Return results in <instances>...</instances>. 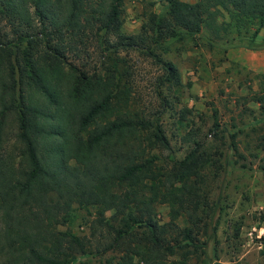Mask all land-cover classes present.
I'll use <instances>...</instances> for the list:
<instances>
[{"label":"trees","instance_id":"trees-1","mask_svg":"<svg viewBox=\"0 0 264 264\" xmlns=\"http://www.w3.org/2000/svg\"><path fill=\"white\" fill-rule=\"evenodd\" d=\"M160 1L127 33L125 0H0V264H75L107 251L116 264H221L223 206L212 194L237 162L210 143L211 132L222 138L219 121L203 132L184 105L177 120L187 147L174 154L159 86L171 84L178 103L182 79L159 49L204 25L217 32L223 10L237 26L257 20L246 46L262 48L252 39L264 26V0ZM124 49L164 68L160 108L137 104ZM252 99L263 116L264 90ZM79 209L93 215L89 234L73 228Z\"/></svg>","mask_w":264,"mask_h":264},{"label":"rangeland","instance_id":"rangeland-1","mask_svg":"<svg viewBox=\"0 0 264 264\" xmlns=\"http://www.w3.org/2000/svg\"><path fill=\"white\" fill-rule=\"evenodd\" d=\"M162 5L160 0H125L124 31L137 32L146 12L158 10ZM216 20L222 24L217 32L204 25L195 35H184L181 40L168 39L165 42L169 46L168 51L159 49L161 55L175 62L182 79L178 103L175 102L177 92L171 84L159 86L169 101L162 114V123L172 151L181 156L187 143L181 138L184 128L177 120L180 107L184 105L192 109L188 116L195 125L201 126L203 132L215 119L219 121L224 128L220 132L222 138H215L211 132L208 135L210 143L223 147L226 153L229 151L237 163L222 173L220 187L212 194H218L219 204L223 206L217 212L220 225L217 229L219 256L216 261L221 264H264V235L258 237L255 231L250 233L254 226L264 224V115L260 103L252 99L253 92L264 90V76L261 74L263 71L258 72L246 64L247 52L251 61V53L259 50L246 46L258 21H247L237 26L236 20L225 10L218 12ZM262 39L264 26L252 41L258 43ZM120 53L134 70L137 104L150 111L160 108L156 88L157 78L164 68L139 50L124 49ZM256 117L260 119L257 121ZM160 153L168 156V150ZM242 162H245V168L240 166ZM167 211V206H158L161 220L168 218ZM92 216L79 209L73 223L74 230L89 234L90 227L86 221H90ZM237 222L242 223L238 238L234 236ZM116 257L115 251H107L101 255L81 256L75 264H116Z\"/></svg>","mask_w":264,"mask_h":264},{"label":"crops","instance_id":"crops-1","mask_svg":"<svg viewBox=\"0 0 264 264\" xmlns=\"http://www.w3.org/2000/svg\"><path fill=\"white\" fill-rule=\"evenodd\" d=\"M239 50H244V51H251L250 50H246L243 48H239ZM238 50V52H239ZM255 50V49H253ZM257 51V53L252 52L251 56L253 57L251 59V61L249 60V52H247L248 55V59L246 60V64H248V67L253 68L256 71H264V48H259V50H255ZM239 54V53H237ZM258 54V55H257Z\"/></svg>","mask_w":264,"mask_h":264},{"label":"built area","instance_id":"built-area-1","mask_svg":"<svg viewBox=\"0 0 264 264\" xmlns=\"http://www.w3.org/2000/svg\"><path fill=\"white\" fill-rule=\"evenodd\" d=\"M254 231L256 232V235L258 237H261L262 235H264V224H261V225H258V226H254L250 233H252Z\"/></svg>","mask_w":264,"mask_h":264}]
</instances>
